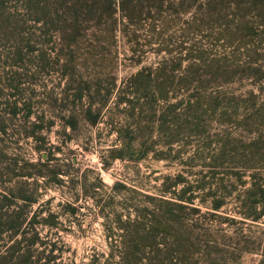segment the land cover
<instances>
[{"label": "rangeland", "instance_id": "1", "mask_svg": "<svg viewBox=\"0 0 264 264\" xmlns=\"http://www.w3.org/2000/svg\"><path fill=\"white\" fill-rule=\"evenodd\" d=\"M113 1L112 7L106 0H76L80 31L69 42L58 30L46 31L41 21L29 20L8 33L5 23H16L27 9L19 0H0V115L6 131L0 137V199L2 193L17 196L6 202L11 209L23 207L28 220L34 218L29 225L54 243L61 264H86L92 257L102 262L116 248L128 220L140 221V229L151 226L141 233L155 236L153 242L138 249L156 254L160 209L172 208L163 201L192 206L177 198L192 199L200 208L186 223L194 231L198 216L213 230L212 239L225 245L220 246L225 264H261L264 146L251 155L248 146L258 132L246 133L238 124L228 127L221 115L195 114L175 105L190 101L197 74L233 77L205 85L208 92H264V66L258 73L239 68L217 72L216 65H229L222 56L204 54L205 62L193 61L197 47L211 45L192 29L191 0H164L160 14L159 0H139L131 3L137 4L132 21L121 17L119 0ZM62 19L52 12L47 28L61 29L67 23ZM107 25L115 33L98 41L97 27ZM27 34L31 40L18 38ZM15 49L24 53L23 70L8 65ZM41 53L53 61L42 63V69L37 62ZM15 69L23 73H10ZM19 76L23 79L16 86ZM15 86L27 97L33 93L34 104L11 117L4 108L16 100ZM76 87L80 97L74 96ZM161 90L168 92L165 99L158 96ZM261 95L257 106L264 103ZM70 115L75 116L72 126ZM225 147L234 151L228 154ZM216 200L223 204L217 212L221 217L210 214ZM247 206L253 207L254 218L243 214Z\"/></svg>", "mask_w": 264, "mask_h": 264}, {"label": "trees", "instance_id": "2", "mask_svg": "<svg viewBox=\"0 0 264 264\" xmlns=\"http://www.w3.org/2000/svg\"><path fill=\"white\" fill-rule=\"evenodd\" d=\"M19 1L21 4L25 5L27 12L23 14L16 23H5L6 27L2 28L8 33H10L11 30H21L22 27L24 28L25 22L32 20L34 23L41 21L40 23L46 26V31H49V29L58 30L61 32V35H65L64 39L66 38L65 40L69 42H74L75 39H77L80 25H78L79 21L75 13L76 7L74 3L76 0H69L68 4L72 3L69 6H67L68 4H64V2H66L65 0ZM106 1H108L107 5L113 7V0ZM138 1L139 0H119L121 17H125L128 21H132V19L137 16V4L131 5V3H136ZM163 4L164 0H159V14L163 8ZM191 7L193 9L190 18L192 29L196 32H202L201 34H204V37H206L207 44L211 45V47L205 50L198 49L197 47L194 55H192L193 61H202L201 57L204 54L210 58L222 56L225 61L229 62V65L223 68L216 65L215 70L217 72H228L230 69L235 71L237 68H239L241 73H243L245 69H249L253 71V73L261 72L264 66V0H191ZM52 12L56 15L57 20L60 21L61 18L64 17L62 21L67 22L61 29L47 28V24L49 23L48 18ZM66 14H68V16H66ZM101 16L102 15H100L99 19H101ZM108 16H111V13L108 14ZM67 17L70 18L69 22ZM112 26L113 25H107L104 28L97 27V29H99L97 40L102 42L108 40L109 36L111 37V34L115 33L114 27ZM105 29L107 33L101 35ZM164 29L165 28H163L162 32ZM123 32L126 34V29ZM115 35L116 34H114V37ZM25 36H28V34L18 38H20V40H31L30 37ZM2 38L3 35L0 34V39ZM45 39L47 40L46 35H44L43 40ZM217 43H221L217 46L219 49L214 50L213 46ZM27 44L30 45V43ZM23 55L24 53L22 50L15 49L10 54L11 59L8 65L22 69V64L24 62ZM37 59L41 69L43 64L48 66L49 62L53 63L52 60L48 61L50 59L45 56V53H41ZM231 64L238 65L232 67L233 65ZM74 67L75 66H72L70 69L72 70ZM44 68L47 69L46 67ZM18 69H15V71L11 70L10 73H23V69L17 71ZM244 73L249 72L244 71ZM229 75L230 73H210L207 77H201L200 74L194 75L192 81L196 84V90L189 95L190 101L185 103V101L180 100L175 106L189 109L195 114H198L199 110H201L204 114L212 113L213 116L221 115V119L228 127L238 124L246 133L251 134V132L256 133L257 131L258 134L250 139L248 146L250 148V155L260 152L261 146H264V142L262 141V137L264 136V103L260 106H257V104L260 94L264 97V92L261 91V93H256L249 91L245 95L235 96L222 90L208 92L205 89V85L213 84L217 82V79L220 80V83L233 81V77H229ZM25 78L30 77L25 76ZM22 79L23 77H18L16 86L18 83L22 82ZM16 86L14 87L15 91L17 90ZM81 93V89L77 88L74 96L80 97ZM13 95L16 96V100L5 106V113L14 117L20 110H28L29 112L34 104V101H32L33 93L27 97L22 91L18 90L15 94H12V96ZM158 96L161 99H165L168 96V92L161 90ZM184 103L188 106H184ZM218 110L220 111L219 113ZM23 117L25 118V115ZM74 118V115H70L68 118L71 126L73 125ZM3 121H5V119L0 115V137L6 134L5 126L2 125ZM24 132L28 134L30 131L24 129ZM13 135H16V133L13 132ZM242 147L247 148L245 144H243ZM224 151L230 154L234 150L226 149L225 147ZM248 158L249 157L246 159L244 158L241 164H246ZM257 159L262 162L260 158L257 157ZM255 182L256 181H254V183ZM254 185L261 193L263 192L260 183H255ZM183 192H185V190H183ZM1 196L0 264H61L56 261L57 253H55L56 247L54 243L40 237L39 233L34 231L33 227L29 225L30 220H34V218L28 220V212L25 211L23 207L16 206L11 209V205H8L6 202V200L14 201L17 196L13 195V193H2ZM29 198L31 197H26L25 200L30 201L29 203L31 205L32 202ZM177 199L190 202L192 206L180 202L163 201L165 205H170L172 208L165 207L160 209L158 228L160 237L159 242H156L159 243V249H157L156 254H144L143 251H139L138 249L140 244L142 245L149 241L153 242L155 236L149 235L148 232L141 233L143 229L145 230V227L151 226H143L142 229H140V221L133 220L131 222V220H128L125 221L122 233L117 235L119 238L117 237L115 239L116 248L112 250L102 262L92 257L86 264H225L226 258L221 254L222 248L220 247L221 245H223V247L225 245L212 239L209 232L213 230L200 224L199 221H201V218L198 216L193 220V222H197L195 223L194 231L192 225L186 223V219L188 220L190 217L194 216V213L197 214L201 211L200 208L197 205H193L194 202L192 199H190L191 201L181 198ZM222 206L221 200L214 201L212 205H210L213 210L210 214L218 217L223 216L217 213L221 211ZM185 209H189V211L185 213ZM245 210L246 213H243L244 215L255 217L251 212L253 210L252 206H247ZM225 218L227 219L226 215ZM129 226H133V228L130 229ZM187 226L191 227V230L188 232ZM172 231L174 232L173 235ZM168 235L170 239H167ZM115 258H117V260H115ZM261 264H264V259Z\"/></svg>", "mask_w": 264, "mask_h": 264}]
</instances>
